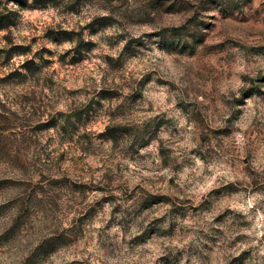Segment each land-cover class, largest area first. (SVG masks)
Listing matches in <instances>:
<instances>
[{"label": "rangeland", "instance_id": "1", "mask_svg": "<svg viewBox=\"0 0 264 264\" xmlns=\"http://www.w3.org/2000/svg\"><path fill=\"white\" fill-rule=\"evenodd\" d=\"M4 16L0 264H264V0Z\"/></svg>", "mask_w": 264, "mask_h": 264}, {"label": "trees", "instance_id": "2", "mask_svg": "<svg viewBox=\"0 0 264 264\" xmlns=\"http://www.w3.org/2000/svg\"><path fill=\"white\" fill-rule=\"evenodd\" d=\"M49 1L53 2L54 0H49ZM10 24H11V20H10L9 16H4V17H2L0 19V29L8 27ZM179 30L180 29H177V28L176 29H172V30H163L161 33L165 34V33L169 32V31L176 32V31H179ZM109 135H110V132H109Z\"/></svg>", "mask_w": 264, "mask_h": 264}]
</instances>
